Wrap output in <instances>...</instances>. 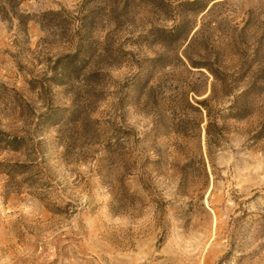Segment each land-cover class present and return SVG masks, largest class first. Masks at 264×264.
I'll return each instance as SVG.
<instances>
[{"label": "rangeland", "instance_id": "rangeland-1", "mask_svg": "<svg viewBox=\"0 0 264 264\" xmlns=\"http://www.w3.org/2000/svg\"><path fill=\"white\" fill-rule=\"evenodd\" d=\"M194 2L0 14V264H264V0Z\"/></svg>", "mask_w": 264, "mask_h": 264}, {"label": "trees", "instance_id": "trees-1", "mask_svg": "<svg viewBox=\"0 0 264 264\" xmlns=\"http://www.w3.org/2000/svg\"><path fill=\"white\" fill-rule=\"evenodd\" d=\"M23 0H0V14L2 15V17H9L11 15V17H16L20 20V22H24L23 18H24V15L22 14H19L18 12V9L20 8L21 4H22ZM199 0H195V4H198ZM171 33V32H170ZM186 58L188 59V61L190 62V64L193 66V67H197V68H204V67H209L207 66L206 64L202 63V62H194L192 61L189 56H187L186 54ZM182 61V59H181ZM183 64L184 61H182ZM209 69V68H208ZM199 107H195L199 110V108H204L206 111H207V115H208V118H209V124H208V130H207V136L209 138V141H210V138H211V130L210 128L213 126V123H212V120H213V116H212V112L209 108V106L207 105V101H202V102H199L197 101L196 102ZM194 107V105H192ZM10 146L13 147V145H15L14 147H17V143H18V139L17 137H14L11 142H9Z\"/></svg>", "mask_w": 264, "mask_h": 264}]
</instances>
